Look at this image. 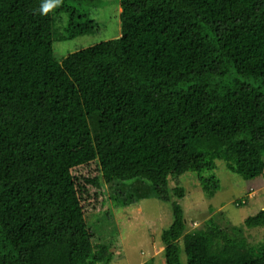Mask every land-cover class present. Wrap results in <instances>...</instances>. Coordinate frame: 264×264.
Instances as JSON below:
<instances>
[{
	"label": "trees",
	"instance_id": "1",
	"mask_svg": "<svg viewBox=\"0 0 264 264\" xmlns=\"http://www.w3.org/2000/svg\"><path fill=\"white\" fill-rule=\"evenodd\" d=\"M92 1L0 0V264L107 263L96 217L147 197L170 204L165 264H264L243 234L264 207L188 230L173 180L211 197L216 160L264 179V0H119L117 37L56 60Z\"/></svg>",
	"mask_w": 264,
	"mask_h": 264
},
{
	"label": "rangeland",
	"instance_id": "2",
	"mask_svg": "<svg viewBox=\"0 0 264 264\" xmlns=\"http://www.w3.org/2000/svg\"><path fill=\"white\" fill-rule=\"evenodd\" d=\"M82 9L95 20V30L64 41L52 38L56 60L69 52L119 35V0H94L83 5ZM213 174L218 188L211 197H206L200 186H193L195 178L192 174L183 173L173 178L186 191L179 204L184 210L188 230L200 228L210 215L222 226L241 225L246 216L264 207L263 178L244 180L227 169L222 160L215 161ZM140 193L145 191L137 187L124 192V196L136 198ZM238 200L243 201L241 205L236 204ZM109 210L111 215L104 219L96 217L97 222L93 225L97 235L93 241L107 245L112 253V259L101 264H142L149 259L152 264H165L160 232L172 221L168 202L147 197L137 199L133 204L111 206ZM92 217V214L86 215L87 221ZM243 234L247 242L256 244L264 240V227L244 228Z\"/></svg>",
	"mask_w": 264,
	"mask_h": 264
},
{
	"label": "clouds",
	"instance_id": "3",
	"mask_svg": "<svg viewBox=\"0 0 264 264\" xmlns=\"http://www.w3.org/2000/svg\"><path fill=\"white\" fill-rule=\"evenodd\" d=\"M61 3V0H44V3L41 5L40 11L43 14H47L52 11L55 7H57Z\"/></svg>",
	"mask_w": 264,
	"mask_h": 264
}]
</instances>
